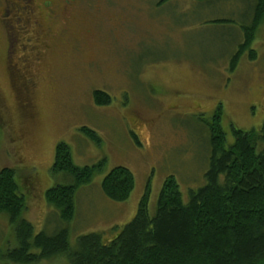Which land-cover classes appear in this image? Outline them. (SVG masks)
Wrapping results in <instances>:
<instances>
[{
	"label": "rangeland",
	"instance_id": "374dc122",
	"mask_svg": "<svg viewBox=\"0 0 264 264\" xmlns=\"http://www.w3.org/2000/svg\"><path fill=\"white\" fill-rule=\"evenodd\" d=\"M79 1L84 9L71 31L69 22L54 27L53 52L32 94L30 118L5 68L0 18V171L12 167L29 183L24 217L35 231L56 228H50L57 214L46 191L73 181L52 170L59 142L70 146L79 166L104 163L77 192L76 215L66 225L72 247L90 232L115 237L135 217L148 187L154 215L168 177L188 202L190 191L206 184L208 121L219 106L228 144L235 140L233 128L250 131L264 123V21L231 69L255 0ZM96 90L111 102L97 104ZM84 127L97 133L99 143ZM116 166L135 176V189L123 202L102 191L104 177ZM16 244L8 216L0 214V248L6 252ZM0 264L16 263L6 257ZM36 264L71 263L62 255Z\"/></svg>",
	"mask_w": 264,
	"mask_h": 264
},
{
	"label": "trees",
	"instance_id": "16d2710c",
	"mask_svg": "<svg viewBox=\"0 0 264 264\" xmlns=\"http://www.w3.org/2000/svg\"><path fill=\"white\" fill-rule=\"evenodd\" d=\"M252 11V23L243 27L244 41L232 58V70L264 21V0H255ZM255 58L251 50V59ZM94 99L100 105L111 102L100 90L94 92ZM221 110L219 106L208 121L211 154L206 184L191 190L185 203L178 182L168 177L154 215L148 187L135 217L112 239L103 232H90L79 236L77 247H72L66 226L75 218L78 190L103 170L102 161L79 166L70 146L57 144L52 170L73 181L46 191L48 206L57 214L50 226L56 228L50 233L36 232L24 217L29 208L25 196L29 183H23L14 168H3L0 214L8 216L17 244L6 252L0 248V260L7 257L16 264H36L63 255L71 264H264V123L250 131L233 128L235 140L228 144ZM82 131L99 143L94 130L84 127ZM132 135L139 143L136 134ZM135 185L133 172L116 166L104 177L102 191L123 202Z\"/></svg>",
	"mask_w": 264,
	"mask_h": 264
},
{
	"label": "flooded vegetation",
	"instance_id": "af4514ba",
	"mask_svg": "<svg viewBox=\"0 0 264 264\" xmlns=\"http://www.w3.org/2000/svg\"><path fill=\"white\" fill-rule=\"evenodd\" d=\"M0 5L6 40L5 68L26 111L25 116L30 118L32 94L43 77L44 63L50 61L53 52L57 34L54 27L69 22L66 30L71 31L82 3L79 0H0ZM70 37L79 41L76 35ZM74 50L78 51L79 45L75 44Z\"/></svg>",
	"mask_w": 264,
	"mask_h": 264
}]
</instances>
